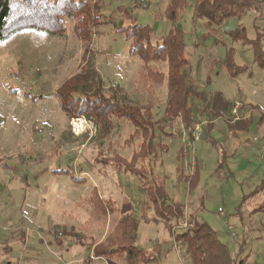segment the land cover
<instances>
[{"label": "rangeland", "instance_id": "obj_1", "mask_svg": "<svg viewBox=\"0 0 264 264\" xmlns=\"http://www.w3.org/2000/svg\"><path fill=\"white\" fill-rule=\"evenodd\" d=\"M88 1L95 21L82 23H93L86 41L70 17L64 19L62 34L23 29L0 39V264H126L121 250L111 257L92 252L105 232L79 229L93 191L136 217V245L145 257L153 256L144 262L136 256V264H186L185 247L174 235L194 221L214 229L231 255L264 264V68L255 63L251 45L231 37L240 27L250 39L264 30L259 0H241L253 8L220 24L195 15L197 0H187L174 21L166 16L169 0ZM133 22L152 28V45L180 28L189 60L184 71L194 86L205 97L220 91L232 105L241 104L238 120L232 121L229 111L211 117L212 127L204 113L197 114L201 135L187 145L180 120L163 123L164 84L153 94L154 141L167 149L159 151L152 170L164 179L165 203L183 205L170 229L153 220L141 180L110 158L116 150L128 159L138 148V140L125 143L132 124L111 114V135L99 136L92 120L63 111L56 94L71 76L93 71L89 97L147 102V92L137 86L141 60L130 53L126 38ZM228 57L246 69L232 76L225 67ZM149 64L166 73L165 61ZM198 103L202 111L205 104ZM245 119V129L228 125ZM180 162L188 179L196 171L192 185L180 179Z\"/></svg>", "mask_w": 264, "mask_h": 264}, {"label": "trees", "instance_id": "obj_2", "mask_svg": "<svg viewBox=\"0 0 264 264\" xmlns=\"http://www.w3.org/2000/svg\"><path fill=\"white\" fill-rule=\"evenodd\" d=\"M186 2L187 0H169L165 10L166 16L174 21ZM258 2L264 9V0ZM252 6L249 1L241 0H197L195 15L220 24L232 15L244 14L248 9L253 8ZM67 17L76 19L74 26L79 37L85 41L88 40L93 23H82L90 19L95 21L88 0H0V39H7L23 29L40 30L47 34H62L65 30L64 19ZM152 34L151 27L136 22H133L126 33V38L130 42V53L141 60L137 86L147 92L149 97L147 102L139 103L126 99L124 96L119 99L100 95L89 97V85L94 80L93 71H89L87 76H83V73L71 76L58 88L56 94L63 111L70 117L84 116L92 120L98 126L99 136L111 135L115 127L113 120H110L111 114L124 117L132 124L133 130L125 139V143L132 144L133 141L138 140V148L132 150L128 159L116 150H113L110 158L115 161L117 167L123 171H129L141 180L152 202L153 220L164 221L166 227L170 229L172 221L182 214L183 205L178 202L165 203L164 179L160 175H155L152 170V164L158 159L159 151L162 153L167 149L166 145H157L154 141L156 120L151 111L152 96L157 87L164 84L166 99L163 123L180 120L179 123L188 132L189 139H192V128L198 122V115L204 113L208 120L207 127H212V120L229 113L232 103L220 91L212 92L205 97L202 91L194 86L189 73L184 71L189 60L185 56L183 31L180 28L173 27L167 35L161 37V42L157 45L151 44ZM231 37L251 45L255 63L264 68V47L262 46L264 30H258L256 37L250 39L246 36L244 28L240 27L231 33ZM151 60L165 61L166 73L154 69L149 64ZM225 67L232 76L246 69L244 66L236 65L230 57L226 59ZM80 82L82 85L79 87L77 83ZM97 88L99 89L100 85ZM201 101L205 104L202 111L198 108L200 106L198 102ZM248 121L245 119L228 125L232 129H245ZM182 156L179 150L180 160ZM226 156L223 152V157ZM138 162L139 165H137ZM182 168L183 165L180 162L177 165L178 175L180 179L183 177L186 179L188 175L185 176ZM190 176V179L186 180L192 185L196 171ZM94 192L87 200L90 208L79 229L95 228L105 232L103 238L93 244L92 252L95 256L111 257L121 250L125 255L126 264H136V256L143 262L151 260L153 256L145 257L146 252L136 245V217L132 213L121 212L115 202L110 199L102 201ZM174 239L185 247L186 264H247L246 257L239 254L231 255L228 246L219 239L218 233L205 221H194L191 227L176 233Z\"/></svg>", "mask_w": 264, "mask_h": 264}, {"label": "built area", "instance_id": "obj_3", "mask_svg": "<svg viewBox=\"0 0 264 264\" xmlns=\"http://www.w3.org/2000/svg\"><path fill=\"white\" fill-rule=\"evenodd\" d=\"M241 104L238 102L233 103L230 113L232 121H236L240 118L239 111H240ZM184 134L183 140L187 142V145L191 144L193 140H198L201 135V127L198 123L193 127L192 130V139H189L188 135ZM230 231H232L231 227H228ZM234 235L233 232H231Z\"/></svg>", "mask_w": 264, "mask_h": 264}, {"label": "crops", "instance_id": "obj_4", "mask_svg": "<svg viewBox=\"0 0 264 264\" xmlns=\"http://www.w3.org/2000/svg\"><path fill=\"white\" fill-rule=\"evenodd\" d=\"M225 97V96H224Z\"/></svg>", "mask_w": 264, "mask_h": 264}]
</instances>
